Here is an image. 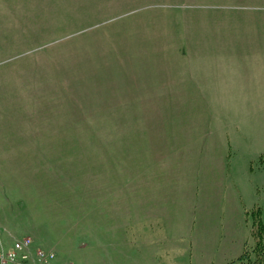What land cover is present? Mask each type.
Listing matches in <instances>:
<instances>
[{
  "label": "rangeland",
  "instance_id": "obj_1",
  "mask_svg": "<svg viewBox=\"0 0 264 264\" xmlns=\"http://www.w3.org/2000/svg\"><path fill=\"white\" fill-rule=\"evenodd\" d=\"M255 206L264 0H0V247L231 264Z\"/></svg>",
  "mask_w": 264,
  "mask_h": 264
},
{
  "label": "built area",
  "instance_id": "obj_2",
  "mask_svg": "<svg viewBox=\"0 0 264 264\" xmlns=\"http://www.w3.org/2000/svg\"><path fill=\"white\" fill-rule=\"evenodd\" d=\"M57 260L54 250L35 247L31 237L16 240L8 248L0 247V264H57Z\"/></svg>",
  "mask_w": 264,
  "mask_h": 264
},
{
  "label": "trees",
  "instance_id": "obj_3",
  "mask_svg": "<svg viewBox=\"0 0 264 264\" xmlns=\"http://www.w3.org/2000/svg\"><path fill=\"white\" fill-rule=\"evenodd\" d=\"M251 214L254 245L251 249L245 248L231 264H264V206H255Z\"/></svg>",
  "mask_w": 264,
  "mask_h": 264
},
{
  "label": "crops",
  "instance_id": "obj_4",
  "mask_svg": "<svg viewBox=\"0 0 264 264\" xmlns=\"http://www.w3.org/2000/svg\"><path fill=\"white\" fill-rule=\"evenodd\" d=\"M140 179V177L137 175L134 180L132 181L133 183H131V190H132V195H133V201L132 203L134 204H139V190L141 189V185L142 184H139L138 185V180ZM136 181V182H135ZM135 182V183H134ZM134 184V185H133ZM133 211V210H132ZM131 211V213H132ZM135 211V210H134ZM109 218H112L110 215L108 216ZM135 217V216H134ZM131 219H132V216H131ZM139 220V219H138ZM34 241V240H33ZM0 243H3L5 244L2 240H0ZM9 246H11V244H9ZM57 264H60L59 263V256H58V262Z\"/></svg>",
  "mask_w": 264,
  "mask_h": 264
}]
</instances>
